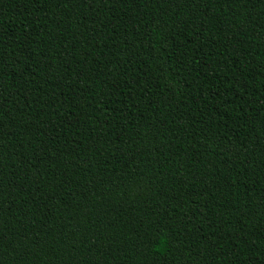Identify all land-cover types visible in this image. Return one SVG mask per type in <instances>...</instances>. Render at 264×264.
Wrapping results in <instances>:
<instances>
[{"label": "trees", "instance_id": "trees-1", "mask_svg": "<svg viewBox=\"0 0 264 264\" xmlns=\"http://www.w3.org/2000/svg\"><path fill=\"white\" fill-rule=\"evenodd\" d=\"M0 264H264V0H0Z\"/></svg>", "mask_w": 264, "mask_h": 264}]
</instances>
